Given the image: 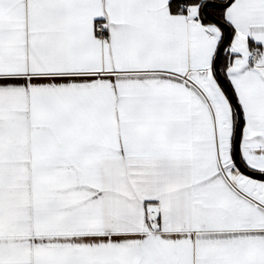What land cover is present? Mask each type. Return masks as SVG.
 <instances>
[{"label": "snow or ice", "instance_id": "1", "mask_svg": "<svg viewBox=\"0 0 264 264\" xmlns=\"http://www.w3.org/2000/svg\"><path fill=\"white\" fill-rule=\"evenodd\" d=\"M0 264H264V0H0Z\"/></svg>", "mask_w": 264, "mask_h": 264}]
</instances>
